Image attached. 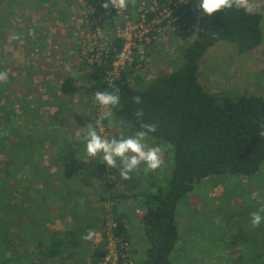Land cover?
I'll list each match as a JSON object with an SVG mask.
<instances>
[{"label": "trees", "instance_id": "1", "mask_svg": "<svg viewBox=\"0 0 264 264\" xmlns=\"http://www.w3.org/2000/svg\"><path fill=\"white\" fill-rule=\"evenodd\" d=\"M128 1L125 0V3ZM177 1L172 0L173 3ZM82 2L88 11L93 9L97 15L108 11L103 7L105 0ZM196 2L191 0L179 9H173V17L181 15L185 20ZM230 3V7L211 18L201 14L195 39L184 48L178 69L151 81L143 90H137L131 79L134 77L138 83L143 81V76L135 71V61L124 67L118 76L113 75L114 64L120 58L126 40L117 34L119 9L110 7L112 11H108L100 23L110 38L108 48L97 60H82L73 76L63 78L58 83V91L65 97L83 95L94 100L97 91L118 92L119 105L103 108L110 113V117H102L100 121L94 117V125L96 123L98 126L99 122L107 125L112 118L119 129L131 135L140 128L141 123L155 124L157 130L150 134L149 139L170 147L171 165L166 180L161 182L155 174H151L149 187L139 195L116 191L109 184L107 165L100 164L98 159V172L108 190L103 197L104 205L98 222L104 225L108 219L112 220L119 264H177L175 259L181 241L177 221L180 202L207 179L227 175L250 178L264 164V98L251 93L237 99L213 95L198 78L200 61L216 44H234L237 53L243 55L256 50L263 43V14L236 0H230ZM12 15L7 10L0 12V42L5 36L16 35L18 22L10 19ZM154 16V13H149L148 21ZM132 58L136 60L138 56L133 53ZM7 60L5 49H2L0 74L5 76L6 73L7 76L0 80V264H14L17 261L11 255V247L17 243L12 241L11 231L18 236L21 234L18 233L19 229L25 237H31L27 264L53 263L76 250L82 251L85 258L78 264H107L110 245L105 231H101V243L85 245L72 229L50 234L45 216L33 226L39 212L36 206L42 201L44 207H49L59 194L57 190H52L56 183L46 171L54 168L59 171L65 165L67 169L60 186L62 190H68L69 178L80 167V162L73 151L62 150L57 142L50 150L51 159L47 157L46 145L36 140V132L45 128L39 110L44 103L35 94L37 89L31 86L32 76L27 83H18L15 70H6ZM23 87L31 88L34 94L32 100L30 96H22ZM137 96L141 98L140 104L135 103ZM140 110L143 111L142 119L136 116ZM51 128L47 130V142L60 141L63 128L54 131ZM96 130L99 132L97 127ZM55 154H62L64 161L57 163L53 159ZM69 160L71 162L67 163ZM41 164L44 166L40 169ZM36 167L40 170L41 187L31 185L35 179L32 170ZM35 194L36 197L32 198ZM130 199L138 201L141 210L139 222L147 244L142 255L131 262L127 257V245L131 238L126 224L129 216L126 204ZM26 217L30 221L26 222ZM262 251L264 253V247ZM228 261L230 264L233 262ZM236 264H264V254L249 252Z\"/></svg>", "mask_w": 264, "mask_h": 264}, {"label": "rangeland", "instance_id": "2", "mask_svg": "<svg viewBox=\"0 0 264 264\" xmlns=\"http://www.w3.org/2000/svg\"><path fill=\"white\" fill-rule=\"evenodd\" d=\"M153 1L155 0L149 4L143 0H130L125 3L123 11H117L120 22L117 34L123 33L127 37L131 34L133 37L138 35V39L141 35V41L136 42L141 47V52L132 50V54L135 53L138 58L135 60L131 56L132 61L128 64L132 65L135 61V71L143 76L140 83L136 82L134 77L131 78L137 90L145 89L151 81L178 69L184 48L195 39L201 17L200 10L194 4L185 20H182L181 15L172 16L160 27L156 26L157 31L147 35L144 29L135 27L139 26L143 5H146V10H150ZM156 1L166 8L171 6V0ZM183 1V5L191 2ZM236 1L261 12L264 16V0ZM4 10H7L8 14L13 13L10 19L18 22L19 27L16 35L5 36L0 42V51L5 49L8 57L6 70H15L18 83L25 84L32 76L31 86L37 89L34 93L38 94L44 103L39 110L43 115L45 128L36 132V140L46 145L48 158L51 159L50 150L57 142L58 145L61 144L62 150L73 151L80 162V167L69 178L68 190H62L60 186L67 169L65 165L59 171L55 168L46 171L54 180L53 183L58 184H55L56 189L52 190H57L59 194L51 201L49 207H44L42 201L36 206L39 212L37 211L33 226L39 224L42 216H45V224L50 234L72 229L77 232L81 243L97 245L102 242L101 231L107 233L112 223L106 222L103 225L98 222L104 205L103 197L108 190L98 172V158L96 162L89 161L91 158L84 152L83 137L87 134L84 126L89 123L94 125V117H98L100 121L102 117H110V113L98 106L95 100L83 95L63 96L58 91V83L63 78L73 76L82 60H95L108 48L110 38L107 37L108 32L102 30L100 23L107 12L112 10L108 9L106 13L97 15L93 9L88 11L82 0H0V12ZM166 14L168 12L163 13L164 16ZM146 37H149L150 41L146 42ZM198 78L204 88L213 95L237 99L245 93H251L264 98V40L256 50L243 55L237 53L234 44H216L200 61ZM112 79L113 76L111 81ZM47 80L48 82L44 83ZM23 88L25 91H22V96H30L32 100L34 94L31 93V88ZM50 128L53 131L63 128L60 141L47 142V130L50 131ZM97 128L98 133L106 138L127 136L125 131L115 125L112 118L107 125L99 122ZM148 143L160 147L163 161L161 168L156 171H144L141 166L136 173L130 174V179L125 180L120 176L118 169L107 166L109 184L113 185L116 191L131 196L142 194L149 187L151 174H155L161 182L166 180L171 165L170 147L150 139ZM53 159L57 163L64 161L62 154L53 155ZM43 166L44 164H41L40 169ZM32 171L35 176L32 187H41L40 170L36 167ZM33 197H36V194L32 195ZM261 207H264V164L260 171L250 178L227 175L203 181L177 207L181 241L175 262L230 264L228 260H232L231 264H236L249 252L264 254V224L255 229L250 225V213ZM126 208L129 211L126 224L131 238L127 245V257L131 262L142 255L147 244L139 222L141 210L138 208V201L130 199ZM28 221L30 219L26 217V222ZM23 223L24 221L21 222L22 226ZM88 231L95 234L91 240L82 238ZM19 232L21 234L17 236L11 231L12 241L17 242L11 247V255L17 259L14 264H27L32 246L31 237H25L20 229ZM81 252L76 250L75 253L66 254L56 262L48 264H78L81 259H85ZM107 261L112 264L117 261L114 242Z\"/></svg>", "mask_w": 264, "mask_h": 264}, {"label": "clouds", "instance_id": "3", "mask_svg": "<svg viewBox=\"0 0 264 264\" xmlns=\"http://www.w3.org/2000/svg\"><path fill=\"white\" fill-rule=\"evenodd\" d=\"M197 8L203 16L209 18L231 6L230 0H197ZM104 9H123L125 0H105ZM6 78L0 74V80ZM96 104L102 108L115 107L120 103L118 92L97 91L94 93ZM135 103L140 104L141 98L135 97ZM136 116L142 119L143 111H137ZM97 124L89 123L84 126L87 134L83 137V147L85 154L90 157L89 161L106 164L108 167L118 169L120 176L128 180L132 173H136L143 166L144 171H156L162 166L161 149L159 146H152L148 143L151 133L156 132L155 124L141 123L140 128L131 135L119 138H106L96 130ZM264 224V207L250 213V225L253 229ZM93 231H88L82 238L91 240Z\"/></svg>", "mask_w": 264, "mask_h": 264}, {"label": "built area", "instance_id": "4", "mask_svg": "<svg viewBox=\"0 0 264 264\" xmlns=\"http://www.w3.org/2000/svg\"><path fill=\"white\" fill-rule=\"evenodd\" d=\"M183 0H179L177 2H172V0L170 1V4H172V7L170 6L169 8H166L164 5H160L159 3H157V1H153V5L150 8V10H146V5L144 4L142 9L140 10L141 13L139 15V26L135 27L137 28H142L144 29V31L146 32V34H151L154 31H157L156 26L160 27V25L165 22V20L169 19L170 17L173 16L174 14V10L173 9H179L180 7L183 6ZM123 9H119V11H123ZM149 12H152L155 14V16L153 17L152 20L148 21V14ZM168 12V14H166V16L163 15V13ZM119 36L123 37L126 40V44L125 47L120 55V58L118 59V61L115 62L114 64V72L113 75L115 73H120L122 69H124V67H126L131 61V56H132V50H137L139 53L141 52V47H139L137 45V43H139L141 41V35L139 36V39L137 38L138 35H135V37L132 36V34L130 35V37H127L125 34L123 33H119ZM138 39V40H137ZM149 40V37L145 38V41ZM128 41V42H127ZM137 42V43H136ZM147 42V41H146ZM129 43L131 45H129ZM97 60V59H95ZM91 61H94V59H92ZM119 75V74H118ZM116 75V76H118ZM109 209V207H107ZM111 222L112 226L109 227V229L107 230V235L109 238V245L111 248L112 242L115 243L114 239H113V234H112V227H113V222L112 220L108 219V223ZM116 247V245H115ZM110 252V251H109ZM116 256H117V261L113 264H119L118 263V254H117V250H116ZM109 258H106V263L107 264H112L109 263L107 260Z\"/></svg>", "mask_w": 264, "mask_h": 264}]
</instances>
